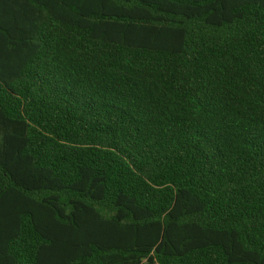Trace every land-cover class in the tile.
<instances>
[{
    "label": "trees",
    "instance_id": "trees-1",
    "mask_svg": "<svg viewBox=\"0 0 264 264\" xmlns=\"http://www.w3.org/2000/svg\"><path fill=\"white\" fill-rule=\"evenodd\" d=\"M0 264H264V0H0Z\"/></svg>",
    "mask_w": 264,
    "mask_h": 264
}]
</instances>
